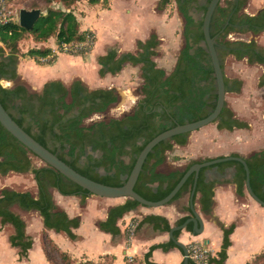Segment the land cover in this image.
I'll return each instance as SVG.
<instances>
[{"label": "trees", "instance_id": "16d2710c", "mask_svg": "<svg viewBox=\"0 0 264 264\" xmlns=\"http://www.w3.org/2000/svg\"><path fill=\"white\" fill-rule=\"evenodd\" d=\"M40 1L43 10L37 4L25 8L41 11L39 20L31 30L21 28L15 20H0V81L16 82V66L20 57L28 56L37 64H43L40 60L48 57L46 64L53 61L54 55L50 48H32L21 54L19 43L25 38L32 37L35 42L40 43L53 38L58 47L64 44L82 46L74 56H84L91 51L95 37L90 31H79L78 21L71 11V7L78 0ZM86 1L89 5L108 7V0ZM247 1L221 0L209 24V35L222 69L226 93H238L242 86L240 80L228 79L225 76L224 62L227 56H233L236 60L245 59L249 65L261 66L258 87L264 88V47L254 40L228 39L230 34L264 33V8L254 15H248L243 12ZM209 2L210 0L159 1V8L174 4L184 21L182 31L184 46L179 51L174 68L168 74L154 62L159 45L155 34H151L145 41L137 42L136 54L111 50L98 57L100 77L118 74L125 64L140 66L141 98L131 115L84 126V120L93 114L104 113L118 101V97L114 89L88 90L78 80L73 81L69 87L59 81L47 82L40 93H31L20 84L10 88L0 85V104L23 131L74 171L103 185L122 186L124 184L122 177L130 174L137 156L150 140L176 125L201 120L215 108L217 90L214 72L209 55L201 46L204 41L202 18L196 20L193 16L199 12L204 14ZM215 122L218 129L228 131L247 128L246 123L234 118L226 103ZM188 135L181 134L162 141L148 153L133 189L136 194L148 201H159L170 193L189 167L204 162L190 161L183 171H173L166 175L156 172V168L165 161L166 152L172 150L173 145L184 146ZM231 156L238 157L237 154ZM32 157L35 156L0 124V176L31 172L36 186L35 196L28 191L7 188L0 191V225H10L13 228L8 243L10 247L17 249L19 261L27 258L28 251L32 248V240L26 235L24 220L13 211V208L24 212H37L42 218L44 234L45 230H52L74 240L76 236L73 230L78 228L80 220L76 217L69 218L65 212L59 211L50 190L54 189L62 196L79 197L82 203L91 196L89 192L47 165L33 168ZM244 160L249 170L252 192L264 202V150ZM212 167L199 171L193 196L194 201L195 195H200L201 212L207 216L212 212L213 189L216 182L205 181V171ZM216 167L220 171L226 168L235 169L232 183L236 186L237 195L243 196L246 180L243 166L231 161L220 163ZM193 185L194 175H191L171 202L183 195H190ZM138 207L144 206L130 199L111 207L106 219L98 223V228L111 236L118 235L120 232L117 221ZM189 218L178 220L175 226L182 225ZM143 223L152 224L154 229L166 233L171 229L167 221L159 216L144 217L135 229L137 230ZM185 229L194 234L191 223ZM220 229L222 231L220 251L216 256L209 254L206 264H225L226 252L230 246L229 237L234 226L224 228L221 225ZM179 234L180 231H176L173 237L177 240ZM42 247L47 258L53 263L81 264L60 251L47 235H43ZM185 247L188 255L187 264H195L190 258L191 245ZM171 248H178L171 240L165 244L151 246L144 255V264H154L149 261L154 249L168 251ZM263 262L264 251L250 264Z\"/></svg>", "mask_w": 264, "mask_h": 264}, {"label": "crops", "instance_id": "0c3cea01", "mask_svg": "<svg viewBox=\"0 0 264 264\" xmlns=\"http://www.w3.org/2000/svg\"><path fill=\"white\" fill-rule=\"evenodd\" d=\"M83 1L86 4V11L91 13L93 22L88 24L89 28H80L79 26V31H90L95 37V42L86 61H83V56H70L64 52L60 54L57 53L58 55L55 57V51L52 47L48 46V41L54 40L53 38L40 43L35 42L32 37H29L23 39L19 43L21 54H25L32 48L43 47L50 48L54 55L53 61L50 64L45 63L46 60H49V57L40 60L41 62L43 61V64H37L28 56L19 58L16 66L17 79H20V85L25 86V88L31 93H40L43 85L47 82L59 81L64 86L69 87L73 81L77 80L88 90L114 89L116 91V85L123 84L124 81L129 80L128 78H130L133 73L132 71H139L140 80L142 81L140 66H133L131 64H125L122 70L116 75L106 74L104 77H100L98 75L99 66L97 59L99 56L105 55L111 50H116V44L119 48V50H116L118 53L136 54L138 52L137 42L147 40L152 34L147 35V33L152 32L153 29L155 30L156 25L152 24L147 30L143 29L138 32L124 33L122 34V37H120L111 29L108 30L106 27L98 24V21H104L114 16L115 11L112 8L110 0H108L107 8H104L101 5H89L86 0ZM146 1L150 2L151 6L152 0ZM253 1H255L252 4L253 8L259 5V0ZM122 2L124 5V13L128 14L133 11L132 5H136L135 7L138 5L143 6V0H123ZM79 3L80 0L71 7V11L76 17L78 24L81 19L88 16V14H86L81 19L77 18L75 7ZM245 8L246 6L244 7L243 12ZM263 8L264 4L259 11ZM246 14L254 15L249 13ZM152 15L154 16L153 12ZM97 29L106 31L107 36L105 39L101 35H98ZM29 43L32 44L29 45ZM101 44L102 48L100 47ZM24 45H26V47H24ZM230 57L238 62L245 60H236L233 56H227L226 58ZM57 61H62L66 69H58ZM246 64L248 66H253L249 65L247 62ZM157 67L164 70L162 66ZM259 67L261 68V66ZM74 69L75 72L73 71ZM172 69L169 72L164 71L168 74ZM261 73L262 68L260 76ZM227 78L238 79L242 82L241 89L238 93L227 92L225 94V103L229 99L230 103L229 105L226 103L227 107L233 113L236 120L247 124V128L228 131L225 129H218L217 123L213 122L199 130L191 132L188 135L187 142L184 146L173 145L172 150L166 152L171 153L172 158L171 160L166 159L167 161L165 160L160 166H158L156 168L157 173L166 175L173 171H183L190 161L212 160L231 156L233 154H237L246 159L253 154L264 150V122L259 119L256 121L252 118L253 109L249 105L250 102L245 100L244 96H247V93L243 81L235 77ZM9 83H12L13 86L17 84L12 81H9ZM259 89L264 92V88ZM263 92L261 97L264 101ZM117 97L119 98L118 94ZM261 117H263L264 120V110L263 115L261 113ZM234 173V168H226L223 171H220L218 170V167H212L205 171V181L216 182L213 189L214 196L211 215L207 216L201 212L199 203L200 195L196 194L193 201V207L202 220L203 232L200 235H194L186 229H183L180 231L177 240L184 246L192 243H202L203 240H207L208 243L206 249L211 256H216L220 251L222 242V231L220 226L222 225L224 228H228L233 225L234 229L229 237L230 246L226 252L227 258L225 264H250L257 255L264 251V206L255 202L247 194L246 190L244 191L243 196L237 195L236 186L232 183ZM50 192L59 211L65 212L69 218L76 217L80 220L78 228L73 230L76 238L70 240L63 233H55L52 230H45L44 234L42 218L37 212H24L15 207L13 208V211L18 215L20 212L32 213L36 217L32 224L33 230L36 231V236L35 239L33 238L34 243L32 241V248L28 251V259L30 260H40L41 257H43L45 261L49 260L42 247V242L41 244L38 242L39 236L42 241L43 235H47L60 251L67 253L76 263L144 264V255L148 252L151 246L165 244L170 240L168 233L154 229L152 224L149 223H143L136 230V225L144 217L150 215L162 217L167 221L170 228L175 226V223L178 220L184 217H192L189 195L186 194L165 206L158 208L138 207L127 213L117 221L120 233L116 236H111L101 231L98 228V223L106 219L107 212L111 207L120 205L124 203L125 200H122V198L106 199L91 195L82 203L79 197L62 196L54 189H51ZM32 195L35 196L36 192ZM19 216L22 218L21 215ZM24 222L26 225V235L31 236L32 234L29 233V227L26 223L27 221L24 220ZM5 226H9L12 229L10 234L12 235L13 228L10 225H0V227ZM38 229L40 234L37 232ZM5 245L7 251H17V249L10 247L8 238ZM3 247L6 248L4 245ZM42 250L44 254L42 253ZM183 257L182 251L178 248H171L168 251L154 249L151 252L149 261L154 264H181ZM22 261H25V259Z\"/></svg>", "mask_w": 264, "mask_h": 264}, {"label": "rangeland", "instance_id": "374dc122", "mask_svg": "<svg viewBox=\"0 0 264 264\" xmlns=\"http://www.w3.org/2000/svg\"><path fill=\"white\" fill-rule=\"evenodd\" d=\"M123 1V0H122ZM121 0H110L112 4V8L114 9V16L112 18H108L106 20L98 21V24L101 26L106 27L108 30H112L118 36L122 37V34L129 33V32H138L139 30L146 29L152 24L156 25L155 30L153 29L152 32L148 34H156L159 40V46L157 47V55L155 56L156 65L159 67H163L166 72H169L175 63L177 55L179 51L184 46V40L182 37L183 25L184 21L177 13L176 7L174 4H170L166 8L158 7L159 0H152L151 6L150 2L143 0V6H133L132 13H124V5L122 4ZM253 0H249L246 8L244 10L245 13L254 14L259 11V9L264 4V0H259V5L256 7H252ZM144 3V4H143ZM40 5L41 9L43 10V5H41L40 0H0V20L11 19L18 21V12L20 9H25L31 5ZM86 4L83 0H80V3L77 4L75 7V14L78 19H81L86 14L90 17H85L79 21L80 28L88 27L91 22H93L91 18V13L86 11ZM91 10V9H90ZM87 12V13H86ZM154 13V16L152 15ZM194 18L199 20L202 18V13L199 12L195 14ZM89 28V27H88ZM154 31V32H153ZM98 35H101L104 39L106 38V31L97 29ZM100 36V38H101ZM230 41H251L254 40L257 44L264 47V33L259 35H252V34H230L228 36ZM49 42V43H48ZM48 46L52 47L55 51V57L63 53L55 43V40L48 41ZM32 43H29L31 45ZM93 46V45H92ZM116 50H119L117 44ZM203 46V43H201ZM26 47V45H24ZM102 48V44L100 46ZM79 52V51H77ZM77 52H72L68 55L72 56L77 54ZM58 53V54H57ZM86 54V53H85ZM89 52L83 56V61L88 59ZM43 62V61H42ZM41 62V63H42ZM48 60L45 61V63ZM58 69H66L64 63L62 61H57ZM75 72V69L73 70ZM129 80L124 81L123 84L116 85V92L119 96L118 102L110 106L107 111L101 114H93L88 119L84 120V126H90L96 122H108L111 119H120L124 116L132 114L134 111L138 101L141 98V86L142 81L140 80L139 71H132ZM261 68L258 65L248 66L244 61H235L232 57L226 58L224 62V74L226 77H235L239 78L243 81L245 85V90L247 96L245 100L249 101L250 107L253 109V116L252 118L256 121L258 119L264 122L263 117H261V113L263 115L264 110V101L262 100V92L257 87V81L260 76ZM17 84H20V79L16 80ZM0 85L4 88H10L13 86L12 83L9 81L1 80ZM130 86V87H129ZM129 87V88H127ZM29 91V90H28ZM30 92V91H29ZM123 92V93H122ZM229 97V96H228ZM230 98V97H229ZM242 100V99H241ZM229 105L230 101L226 102ZM260 122V123H262ZM263 128V127H261ZM165 160H171L172 155L171 153H166ZM166 160V161H167ZM45 164L38 159L37 157H32V167L39 168L44 166ZM12 189L16 191H28L31 194H35L36 186L33 181L32 173L28 172L25 174H17V173H9L5 177L0 176V191L2 189ZM122 200H125L122 198ZM24 220H26L29 233L32 234L29 237L34 243V239L36 236V231L33 230L32 224L36 219L35 215L32 213H19ZM12 229L9 226L0 227V264H56L51 261H45L43 257L40 260H30L25 259V261H18L17 251H7L6 241L8 236L11 234ZM39 233V229L37 230ZM40 234V233H39ZM39 236V235H38ZM34 238V239H33ZM39 244H41V239L39 236L38 239ZM3 245L6 247L4 248ZM41 247V245H40ZM43 253V250H42ZM44 254V253H43ZM260 264H264L260 263Z\"/></svg>", "mask_w": 264, "mask_h": 264}, {"label": "water", "instance_id": "95a60500", "mask_svg": "<svg viewBox=\"0 0 264 264\" xmlns=\"http://www.w3.org/2000/svg\"><path fill=\"white\" fill-rule=\"evenodd\" d=\"M220 2L221 0H210L209 4L207 5L206 11L204 12V14H202V33H203V38H204L202 47L206 50V52L209 55L210 63H211V66L214 72L216 90H217L216 91L217 99H216V105H215L214 110L212 111L211 114H209L207 117L201 120L182 124V125H176L175 127L158 134L152 140H150L141 150L139 155L137 156L130 174L128 176L122 177V180H124V184L122 186L111 187V186L103 185L95 181H92L80 175L76 171H74L64 162L59 160L49 150H47L42 145L37 143L25 131H23L11 119V117L8 115V113L4 110V108L0 104V124L13 138H15L21 145H23L35 157L40 159L45 165L53 168L58 173H60L62 176H64L66 179H68L75 185L79 186L80 188L86 190L87 192H89V194L93 196L100 197V198H106V199H120V198H123L125 200L130 199V200L136 201L138 204L146 208H158V207L169 204L172 201V199L176 196V194L179 192L181 187L184 185L186 180L191 175H194V185L189 195V203H190V210H191L192 217L187 219L182 225L173 226L168 232L169 239L173 241L174 244L178 248H180L183 252V256H184L183 264H187V261H188L186 247L182 243L178 242V240H176L173 237V233L176 231H181L185 229L186 226L190 223L192 224V230L195 235H200L203 232L202 220L198 216V214L195 212L194 207H193V196L195 192V185H196L199 171L201 169L212 167V166L215 168L220 163L231 162V161L240 163L245 170V175H246L245 190L247 194L255 202H257L261 206H264V202L260 201L255 196V194L252 192V189L249 183V170H248V167L246 165L244 158L240 156L238 157L225 156V157H220V158H216V159H212L209 161H204V162L196 163L192 165L186 170V172L183 174V176L178 181V183L175 185V187L170 191V193L163 199L156 201V202L143 199L141 196L136 194L133 190L148 153L157 144L167 139H170L174 136L181 135V134H190L191 132L199 130L200 128L204 126L215 122V120L221 113V110L225 103L226 91H225L222 69L220 67V63H219L217 54L213 46V41L209 35L210 20H211V17L213 15V12L216 6ZM40 16H41V11L39 9H32V10L20 9L18 12V25L25 30H31L33 26L35 25V23H37V21L39 20ZM207 243H208L207 240H203L202 242L205 248H206Z\"/></svg>", "mask_w": 264, "mask_h": 264}, {"label": "built area", "instance_id": "2783aa9c", "mask_svg": "<svg viewBox=\"0 0 264 264\" xmlns=\"http://www.w3.org/2000/svg\"><path fill=\"white\" fill-rule=\"evenodd\" d=\"M82 49L80 45H62L60 47L61 52L70 54L72 52H77ZM190 258L195 264H206L209 256L208 250L203 246L202 243H192Z\"/></svg>", "mask_w": 264, "mask_h": 264}]
</instances>
